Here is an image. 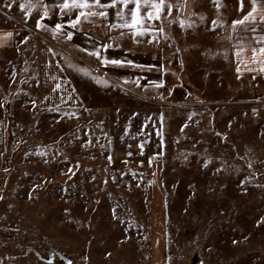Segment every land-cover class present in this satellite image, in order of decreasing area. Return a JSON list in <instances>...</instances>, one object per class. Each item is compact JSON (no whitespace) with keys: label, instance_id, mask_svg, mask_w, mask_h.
Here are the masks:
<instances>
[{"label":"rangeland","instance_id":"374dc122","mask_svg":"<svg viewBox=\"0 0 264 264\" xmlns=\"http://www.w3.org/2000/svg\"><path fill=\"white\" fill-rule=\"evenodd\" d=\"M60 2L43 0L37 29V0H0L13 31L0 50V264H47L35 253L49 249L70 264H157L160 250L162 264H264V80L232 61L241 0H165L143 35L112 27L116 8L71 29ZM97 47L132 64L102 66ZM119 108L156 117L143 158L115 155Z\"/></svg>","mask_w":264,"mask_h":264},{"label":"crops","instance_id":"0c3cea01","mask_svg":"<svg viewBox=\"0 0 264 264\" xmlns=\"http://www.w3.org/2000/svg\"><path fill=\"white\" fill-rule=\"evenodd\" d=\"M257 11L254 13L255 22H248L245 25H237L233 30V21L242 19L252 8V0H243V7L236 9L232 13V20L229 23V33L231 39V53L232 61L234 62L238 74L246 75L251 78H262L264 80V56L258 55L254 60L252 56L251 48L264 46L257 43L260 38L264 37V0H256ZM255 28L256 31L251 29ZM44 32H49L45 28ZM6 33H12L13 31L8 28L0 29V50L11 44L12 35L6 36ZM243 41L245 44L250 45L245 51H242L237 55V50L240 47V42ZM115 117H112V134L114 136V152L119 159L131 158H143L148 153L153 151V144L156 145L158 128L156 125V117L152 116L148 112L146 113L142 108L130 109V111H123L121 108L113 111ZM127 145L130 146L129 151ZM141 145L143 147L141 148ZM132 146V147H131ZM140 149V153H135V149ZM143 148L147 153H143ZM133 152V153H131ZM131 153V155H129ZM152 221V212H151ZM162 217L160 224V232L162 235ZM158 233V235L160 234ZM157 237V235H156ZM161 250L159 253V262L161 260ZM156 260V259H155ZM154 260V264H156ZM153 261V257H152ZM153 264V262H152Z\"/></svg>","mask_w":264,"mask_h":264},{"label":"snow or ice","instance_id":"6c2138e0","mask_svg":"<svg viewBox=\"0 0 264 264\" xmlns=\"http://www.w3.org/2000/svg\"><path fill=\"white\" fill-rule=\"evenodd\" d=\"M129 5H133L129 7ZM150 5V11L147 14H142L141 9L145 6ZM41 6L43 7V14L40 19L37 20L36 27L40 29L42 27H46V25L41 23V20H44L49 17V8L47 5L43 4V0H37L36 4H29V10L31 8ZM60 9V16L63 18L65 15L69 17L66 23L67 26L71 29H77L82 22H89L91 17H99L101 19H106L108 17V9L116 8V17L121 22L119 25L113 24L112 27H123L128 28L132 31L134 35H143L148 29L144 27L145 19H160V13L164 10L165 0H109L108 3H103L102 0H62V2L55 5ZM219 7V5H217ZM21 9L25 8L24 4L20 5ZM168 11L171 12L172 6L168 5ZM243 7V2L241 0V8ZM127 10V13L126 11ZM257 11L256 0H252V8L251 10L240 20L233 21V30H235L237 25H245L248 22H255L254 13ZM75 12L74 18H72L73 13ZM126 14L130 18H126ZM25 15H28L26 12ZM261 20H264V17H261ZM215 23V22H213ZM181 26H183V21H181ZM190 26V25H189ZM252 31H256L255 28L251 29ZM54 33H60L66 35L68 40H71L73 37V32L68 31L64 32V24L56 23L53 29ZM160 32L163 29H159ZM123 34V33H122ZM12 33H6V36L10 37ZM27 39V38H25ZM257 43L264 45V37L260 38ZM112 45L104 44L101 45L103 49L107 50ZM250 45L245 44L243 41L240 42V47L237 50V55L240 52L245 51ZM87 51V50H84ZM252 56L255 60L258 55L264 56V46L259 47V49L252 47ZM88 55L96 57L102 66H107L109 64L115 66H124L125 64H132V61H121L117 59L109 60L106 56L102 55L99 47L94 48L92 51L88 52ZM69 67L75 68L76 71L83 73L84 75H90L87 69L80 68L78 66H74L69 64ZM264 71V69H261ZM239 71V69H238ZM96 83L98 84H107V81L102 80L99 77H93ZM67 83V81H66ZM162 86V82L157 85ZM57 88L60 87L59 84L56 85ZM55 91V89H53ZM47 99V97H46ZM33 106H35V101L32 102ZM191 118V117H189ZM183 130V129H182ZM143 145H141V148ZM43 155V153H41ZM131 155V153H129ZM111 161V157H109ZM151 162V158H150ZM47 264H54V258L48 260Z\"/></svg>","mask_w":264,"mask_h":264},{"label":"water","instance_id":"95a60500","mask_svg":"<svg viewBox=\"0 0 264 264\" xmlns=\"http://www.w3.org/2000/svg\"><path fill=\"white\" fill-rule=\"evenodd\" d=\"M35 255L40 258L41 260H44V261H47L52 259V255H55L57 259H59L60 261H62L64 264H70V259L67 258L65 255L59 253L57 250L55 249H49L47 251V258H42V257H39V255L37 253H35Z\"/></svg>","mask_w":264,"mask_h":264}]
</instances>
